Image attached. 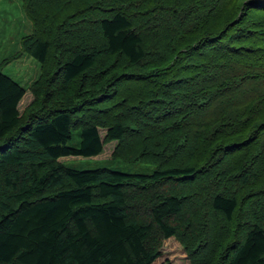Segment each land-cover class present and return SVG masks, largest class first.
I'll return each instance as SVG.
<instances>
[{
	"label": "trees",
	"instance_id": "obj_1",
	"mask_svg": "<svg viewBox=\"0 0 264 264\" xmlns=\"http://www.w3.org/2000/svg\"><path fill=\"white\" fill-rule=\"evenodd\" d=\"M23 1L48 109L21 128L0 72V264H155L158 234L264 264V193L249 223L233 188L264 192V0ZM111 142L119 165L59 162ZM206 185L212 235L185 209Z\"/></svg>",
	"mask_w": 264,
	"mask_h": 264
},
{
	"label": "rangeland",
	"instance_id": "obj_2",
	"mask_svg": "<svg viewBox=\"0 0 264 264\" xmlns=\"http://www.w3.org/2000/svg\"><path fill=\"white\" fill-rule=\"evenodd\" d=\"M33 34V23L25 14L24 1L0 0V72L18 82V84L25 89V95L18 106L20 116L22 117L20 127L24 129H26L30 123V115H44L45 110L48 109L42 102L39 103V107L34 103L35 97L31 90V87H33L37 82L36 80L40 77V66L21 49V41L25 37H30ZM105 135V131L102 130V140ZM115 145V142L105 144L103 152L94 158H61L59 162L76 170H92L101 166H116L120 163L115 162V165L112 163V154ZM139 168V165L134 166L135 170ZM240 186L241 185L236 183L233 187L236 189V198H239L242 204V215L240 219L251 223L252 215L256 209L257 202H259L260 195L264 193L262 190L263 187L259 189L254 188V190L257 189L255 192H251L249 188L247 193L244 194V190L240 189ZM210 192L211 189L208 186L200 195H196L194 191H190L187 196L191 205L185 206V209L188 212L198 211L201 214L200 224L202 230H206L212 235V229L215 226L216 220L212 216L209 209L210 206L205 200ZM248 197L251 198L250 201H248ZM143 207L145 209V206ZM135 213L140 218H145V216L149 215L139 207L135 209ZM181 220L186 221L188 219L180 217L176 220V224H179ZM219 220L224 223L222 219L219 218ZM212 224L214 225L213 227ZM158 235L154 238L158 246L157 253L159 254L155 264L165 261L172 264L209 263L208 260H202V249L199 246V241L187 245V242H184L181 237L175 236L167 240L165 238L162 239L161 236Z\"/></svg>",
	"mask_w": 264,
	"mask_h": 264
}]
</instances>
